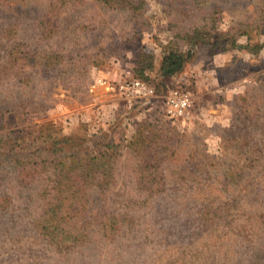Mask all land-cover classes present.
Wrapping results in <instances>:
<instances>
[{
    "label": "rangeland",
    "instance_id": "rangeland-1",
    "mask_svg": "<svg viewBox=\"0 0 264 264\" xmlns=\"http://www.w3.org/2000/svg\"><path fill=\"white\" fill-rule=\"evenodd\" d=\"M131 1L0 0V264H264V0ZM168 47L189 57L164 80ZM133 76L157 91L142 110L118 91ZM176 88L193 104L170 120ZM50 124L118 153L103 190L47 197Z\"/></svg>",
    "mask_w": 264,
    "mask_h": 264
},
{
    "label": "trees",
    "instance_id": "trees-1",
    "mask_svg": "<svg viewBox=\"0 0 264 264\" xmlns=\"http://www.w3.org/2000/svg\"><path fill=\"white\" fill-rule=\"evenodd\" d=\"M122 1H126L129 5H133L131 0H102V3L108 8L114 7L122 9L126 7V4ZM141 4L143 8L144 5H146V0H142ZM245 33H248V31H245ZM231 42L233 45L236 44L235 39L231 40ZM224 49L225 47H221V50ZM188 57L189 55L181 54L174 48H166L160 66V77L164 80H168L172 76L178 74L183 69L186 58ZM143 64H145L143 69H150L154 63L150 60L148 63ZM133 78L151 83L149 81L150 79L146 76H133ZM144 106V103H138L130 107L143 109ZM149 121L153 123L151 120ZM49 126L50 129L48 132H50V136L46 135L48 136L46 138L45 134L41 133L43 134L41 135V140L45 139L42 142L43 150L41 148V173L48 175L50 178L47 197H50V200L52 199L55 202L64 204L66 201H73L75 199H87L86 194L90 191L88 189L91 185L98 186V190H103L113 178V166L116 165V156H118V153L116 154L109 144L105 145L107 146L106 151L90 148L82 150L80 147L81 144H75L77 141L75 137L60 135L57 133L58 129L54 128L51 124ZM105 137L106 136L103 135L99 140H94L93 145L103 146L96 142L104 138L102 141L103 144L105 142ZM132 144L134 143H131V145ZM16 145L17 144L14 146ZM21 147L22 145L19 148ZM11 150L15 152V157L19 156L16 153L17 150L15 147ZM262 159L264 160V157H262ZM33 168L40 169L39 167ZM87 169L88 171H86ZM80 192H82V196L79 195ZM52 193H55V195H52ZM60 206L62 207V205ZM211 220L212 224H216L214 219ZM47 225V228H54L53 225ZM41 229L44 230V227ZM49 241L54 244L58 252L63 253L74 246L79 247L78 245L83 244L84 237H81V235L65 237L50 234Z\"/></svg>",
    "mask_w": 264,
    "mask_h": 264
},
{
    "label": "built area",
    "instance_id": "built-area-1",
    "mask_svg": "<svg viewBox=\"0 0 264 264\" xmlns=\"http://www.w3.org/2000/svg\"><path fill=\"white\" fill-rule=\"evenodd\" d=\"M111 87L110 81L99 78L92 86ZM118 91L128 105L147 102L156 97V88L151 83L132 78L118 85ZM193 104L191 93L182 88L172 89L164 99V116L170 120H179L186 116Z\"/></svg>",
    "mask_w": 264,
    "mask_h": 264
}]
</instances>
